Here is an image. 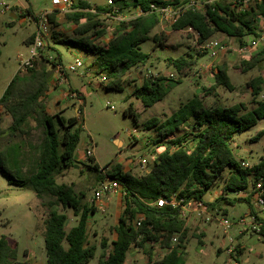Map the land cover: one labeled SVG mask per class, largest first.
<instances>
[{
	"label": "trees",
	"instance_id": "obj_1",
	"mask_svg": "<svg viewBox=\"0 0 264 264\" xmlns=\"http://www.w3.org/2000/svg\"><path fill=\"white\" fill-rule=\"evenodd\" d=\"M111 1L93 6L88 0H75L77 9L68 12L66 16L77 25V37L67 41L93 53L95 73H104L107 88L121 90L127 72L146 63L151 56L150 52L141 49L150 31L161 22L158 12L149 11L151 4L164 5L178 3L180 0ZM138 9L146 12L118 21L114 37L106 40L108 32L103 25V16H131ZM261 17H264V0L246 10H238L227 1H221L206 12L186 11L172 27L176 30L192 27L200 34L199 43L221 32L238 38L242 46L245 45L246 36H259L257 28ZM49 18L54 21L53 12ZM154 39L159 41L158 36ZM200 54L188 52L175 58L170 57L168 61L182 74L196 64ZM263 61L264 46L243 59L240 68L245 72ZM56 63L42 52L33 67L18 70L14 74L0 96V106L12 119L8 128L0 126V136L5 133L23 138L31 135V119L42 127L43 132L40 142L33 147L35 154L28 158L29 176L24 174L23 138L0 149V172L10 182L30 187L43 200V204L51 208L45 219L44 230L46 264H89L96 255V246L88 240L89 217L92 212H96V207L85 201V192H77L72 184L59 183L56 178L77 163L75 152L82 128L77 116L66 118L60 112L51 114L47 109L45 97L50 88L52 67ZM227 69L226 64L218 66L214 84L202 88L204 95H209L220 86L234 89ZM165 79L180 82L158 76L146 78L141 86L136 87L135 94L145 107L166 96L167 91L163 87ZM247 87L255 104L251 109L244 102L208 106L198 92L166 119L151 117L145 121L146 129H155L153 143L165 147L156 154L151 169L143 175L124 171L119 163L106 172L107 176L122 184L124 208L114 226L112 249L99 259V264H127L128 253L135 245L142 248L153 262L154 245L147 248V242L167 249L156 264H185L183 252L187 227L181 217V203L191 199L205 201L207 191L228 167L229 173L225 176L222 194L205 203L215 207L222 203L234 205L245 201L249 211H255L251 197L258 181L262 180L264 184V156L252 165H243L242 162L246 160L236 159L231 140L236 132L247 130L264 119V98L261 97L264 76L252 77ZM125 113H131L138 119L132 102ZM185 123L192 126L190 133L193 141L190 145H187V138L181 132ZM262 133L258 132L254 139H259ZM88 167L97 172L100 180L105 177L97 165ZM243 192L248 196L242 197L240 193ZM172 195L184 201L177 206H158L155 203L159 198L170 199ZM59 205L71 208L78 216L77 223L69 229L66 228L68 215L54 208ZM137 215L145 217L138 227L133 224ZM175 234H178V241L173 245L171 240ZM101 245L105 247L107 240L103 239ZM237 251L242 250L238 248ZM0 264H29L18 259L16 243L11 244L5 235H0Z\"/></svg>",
	"mask_w": 264,
	"mask_h": 264
},
{
	"label": "rangeland",
	"instance_id": "obj_2",
	"mask_svg": "<svg viewBox=\"0 0 264 264\" xmlns=\"http://www.w3.org/2000/svg\"><path fill=\"white\" fill-rule=\"evenodd\" d=\"M88 1L93 6L108 2V0ZM4 5H9L10 8L3 11ZM53 6L52 0H0V96L14 74L18 70L26 69L20 67V54L28 56L37 29L35 18L45 11L53 10ZM68 12L70 11L53 12L54 21L50 20L51 26L46 36L43 53L52 56L56 62L66 67L73 63L76 57L82 59L83 66L75 71L66 70L70 89L80 91L83 96L76 91V99L82 98V101L76 108L73 104L77 100L66 94L63 96L64 93L61 92L63 95H59V105L54 103L56 96L53 94L50 98H47L46 94L45 102L51 114L60 111L66 118L71 116L79 118L82 128L76 156L82 158L87 145L94 147L93 157L78 159L73 167L56 176L59 183L72 184L77 192H85L86 202L92 197L100 182L97 172L90 169L89 165H97L100 169L109 171L119 163L124 171L143 175L145 172L136 161L146 158L147 169H151L156 154L164 150L165 146L153 143L152 138L156 136V132L154 128L150 130L145 128L144 123L147 119L151 117L166 119L198 92L208 106L231 105L238 102H244L248 109L255 106L247 82L256 75L264 76V61L245 72L240 66L243 59L250 57L264 46V19L258 22L259 36L251 34L244 38L243 46L252 44L256 39L259 41L258 46L253 50L239 52L237 48L241 45L238 38L229 36L226 38L227 35L224 33L216 32L212 38L226 39L230 48L220 52L215 58L201 53L196 64L182 74L170 65L168 58H175L188 52L195 54V36L191 31L176 30L168 22H160L150 31L148 40L141 44L143 51L151 53L149 60L127 72L123 78L122 89L117 90L107 88V83L102 80L104 73H95L92 63L95 58L93 53L67 41L69 38L77 37L75 33L77 25L67 19ZM102 20L108 33L113 34L117 31L118 22L114 17L103 16ZM155 36L159 37V41L154 39ZM222 64L228 66V75L234 89L220 86L209 95H204L202 88H209L214 84L218 66ZM171 72L175 73L176 77H171ZM53 73L52 67L51 75ZM158 76L173 78L180 82L168 81L169 86L163 83L167 91L166 96L155 104L145 107L135 94V89L141 86L146 78ZM54 86L56 89L68 91L67 87L63 88L56 81L51 84L52 88ZM261 97L264 98V90ZM131 102L138 113V119L131 113H125ZM11 123L10 114L0 106V126L8 128ZM30 127L31 135L24 138L19 135L11 136L9 133L0 136V149L9 147L23 138L25 159L23 165L26 176L31 173L28 158L35 154L33 147L40 142L43 135L42 127L32 119ZM182 127L181 132L187 138V145H190L193 141L190 133L192 126L185 123ZM260 131H263L262 135L255 140V136ZM115 139L121 140L122 143ZM231 147L237 160L244 159L250 165L258 162L264 156V119L247 130L236 132L231 140ZM228 168L207 191L204 196L205 202H211L222 194L225 176L229 173ZM229 195L231 196V193ZM102 201L104 205L95 206L96 212H92L89 217L88 240L96 246V255L89 264H99V259L111 251V241L115 236L114 226L124 208L123 198L118 193L109 195V199L104 195ZM235 204L233 206L222 203L215 207L210 206L211 212L217 217L211 222H205L193 210L187 211L182 216L187 227L183 252L185 264H264V238H259L251 230H241L238 224V219L245 215L243 211L249 205L245 201ZM54 208L68 215L67 229L77 223L78 216L71 208L62 205ZM50 210L51 208L44 205L43 200L37 197L30 187L12 183L0 172V235L7 236L11 244L16 243L20 261L29 264H46L44 230L45 219ZM221 216L228 217L233 223L229 230H225L218 222ZM205 224L208 229L204 234L202 228ZM103 239L107 240L105 247L101 245ZM239 244L244 248L242 249ZM151 245H154L153 262L142 248L135 245L128 253L127 264H156L165 250L159 244L146 243L147 248ZM238 248L242 251L238 252ZM230 257L231 263L228 262Z\"/></svg>",
	"mask_w": 264,
	"mask_h": 264
},
{
	"label": "built area",
	"instance_id": "obj_3",
	"mask_svg": "<svg viewBox=\"0 0 264 264\" xmlns=\"http://www.w3.org/2000/svg\"><path fill=\"white\" fill-rule=\"evenodd\" d=\"M227 1L233 7L237 8L238 10H246L249 9L251 6L255 5L256 3L261 2L262 0H180L178 3H170L164 5H158L156 3L151 4V9L149 11H156L160 14L161 22H168L169 24L175 23L186 11L192 10L194 12H206L208 8H213L218 2ZM111 0H108V3H111ZM53 3V10L45 11L41 13L38 17L35 18L37 23V29L33 36V41L30 44V49L28 56H24L20 54V67L28 68L33 67L35 65V61L40 57L43 52V49L46 46V36L49 33V29L51 26L49 15L56 11H72L77 9L75 7V0H52ZM9 5H4L3 11L5 9H9ZM146 11L138 9L135 13L131 16L129 15H119V16H112L116 20V22L130 18L132 16L140 15L145 13ZM264 19L261 17L259 20ZM184 30L191 31L195 36V45H196V53H204L210 55L211 57H217L220 52H224L228 50L230 47L227 44L226 40L222 39H214L209 38L203 42H198V38L200 36L199 32L194 30L192 27L185 28ZM114 37V33L110 34L107 33L106 40H110ZM257 39L252 42L250 45L246 46H239L237 50L239 52H246L253 50L255 47L258 46ZM50 59L53 60L52 56H49ZM83 66V61L79 57H76L74 62L71 63L68 67L64 66L61 63H56L54 68V73L56 75L55 81L57 84L62 86L63 88L67 87L68 95L72 98H77L76 91L70 89L67 85V77H66V70L69 69L71 71L77 70L79 67ZM171 77H176V74L171 72ZM102 80L106 81L105 76H102ZM65 86V87H64ZM80 99V98H79ZM79 106V105H78ZM94 155V147L92 145H87L85 149V156L92 157ZM140 168L143 169L142 171L148 172L147 169V159L142 158L136 161ZM243 165H248L247 161L242 162ZM101 171L104 173L105 177L100 180L98 187L94 190L92 197L89 198L88 204L90 206H102L104 195H111L118 193L121 196L124 195V190L122 184L115 178L109 177L106 175L104 168H101ZM254 193L252 195L253 204L255 211H248L244 216H241L238 219V224L241 227V230H251L258 235L259 238H264V184L262 180L258 181L256 186L253 188ZM184 201L183 198L177 200L175 195H172L170 199L167 198H159L155 203L158 206H164L165 204H171L172 206H177L180 202ZM211 207L205 203L203 200L199 199H191L186 203H181V217L185 215V213L189 210H193L197 213V215L201 216L205 222H211L216 220L217 217L211 212ZM143 215H137L133 221V224L138 227L140 226L141 222L144 220ZM218 222L224 227L225 230H229L233 223L228 217L221 216ZM231 238V237H230ZM178 241V234L173 235L172 237V244H176ZM166 249V248H165ZM231 252V248L229 249ZM228 262L231 263V257L229 258Z\"/></svg>",
	"mask_w": 264,
	"mask_h": 264
},
{
	"label": "crops",
	"instance_id": "obj_4",
	"mask_svg": "<svg viewBox=\"0 0 264 264\" xmlns=\"http://www.w3.org/2000/svg\"><path fill=\"white\" fill-rule=\"evenodd\" d=\"M11 14H14L13 12H11ZM226 35V34H225ZM226 38H228V35H227V37ZM224 40H226V39H224ZM55 79H56V75H55V73H53L52 75H51V77H50V79H49V82H50V90L47 92V95H48V97L47 98H50L51 97V95L53 94V95H55L56 97H55V102L54 103H56L57 105H59V103L60 102H58L59 100H58V98H59V95L60 96H62L63 94L61 93V92H63L64 93V95L63 96H65V94L68 96V91H64V90H60L61 88H55V86H54V88H52L51 87V84L53 83H55ZM167 81V82H166ZM166 81H163V83L164 84H166V85H168L169 86V83H168V81L169 80H166ZM68 85V84H67ZM173 85V84H172ZM69 86V85H68ZM53 89V91H51ZM75 91H78V90H75ZM79 92V94L80 95H82V93L80 92V91H78ZM70 96V95H69ZM83 96V95H82ZM76 99V98H75ZM77 101H75V103L73 104L76 108H78V105L79 104H81V101H82V98H80V99H76ZM58 112H60V111H57L56 113H58ZM55 113V114H56ZM120 141L121 143H122V141L121 140H119V139H115V141ZM153 150V148L151 149V151ZM94 156V155H93ZM92 156V157H93ZM84 157H86L85 156V154L83 153V156H82V158L84 159ZM75 158H76V160H78V159H81V160H83L80 156H76L75 155ZM247 193H249V191L247 192ZM247 193H240V195L243 197V196H248L247 195ZM108 199H109V196H108ZM251 200L253 201V199H252V197H251ZM102 203H103V201H102ZM236 205V204H235ZM234 206V205H233ZM248 211H249V209H248V207H247V209L245 210V211H243L244 212V214H246V213H248ZM207 224H205V226L202 228V230H203V233L205 234V232L207 231ZM232 239V238H231ZM240 245V244H239ZM240 247L243 249L244 247L242 246V245H240ZM165 251H164V253L167 251V249H165V248H163Z\"/></svg>",
	"mask_w": 264,
	"mask_h": 264
}]
</instances>
